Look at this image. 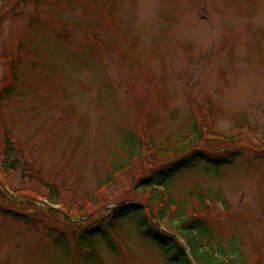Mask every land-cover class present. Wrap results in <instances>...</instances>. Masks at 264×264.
I'll return each mask as SVG.
<instances>
[{
    "label": "rangeland",
    "instance_id": "374dc122",
    "mask_svg": "<svg viewBox=\"0 0 264 264\" xmlns=\"http://www.w3.org/2000/svg\"><path fill=\"white\" fill-rule=\"evenodd\" d=\"M199 113L240 156L217 174L181 170L169 186L219 193L225 202L205 213L213 238L264 264V0H0V264H80L75 232L141 202L138 167L102 186L122 137L183 136ZM6 136L25 177L1 165ZM119 224L117 254L99 239L97 264H166L135 223Z\"/></svg>",
    "mask_w": 264,
    "mask_h": 264
},
{
    "label": "trees",
    "instance_id": "16d2710c",
    "mask_svg": "<svg viewBox=\"0 0 264 264\" xmlns=\"http://www.w3.org/2000/svg\"><path fill=\"white\" fill-rule=\"evenodd\" d=\"M18 46L20 48V45ZM9 88L5 90L7 98L14 92L12 87ZM198 120L192 121L187 133L176 138L166 137L165 140L157 141L152 128L140 129L141 131L134 129L122 137L120 147L124 156L113 164L112 177L106 178L102 186L106 187L114 182L116 175L135 171L138 167L142 171L139 170V176L135 179L131 191L134 195H139L141 202L129 201L124 205H116L109 211L107 220H99L94 226L90 225L75 232V247L80 264L101 263L99 251L94 247L99 239L105 241L113 254H117V243L112 239L119 241L122 235L113 233V230L120 228L119 223L126 218L136 224L140 235L161 249L166 264H249L237 245L231 243L227 250L223 249L209 229L205 213L212 211L211 207L217 200L225 202L219 193L192 187L180 195L173 192L169 186L168 178L177 176L181 170L202 166L206 172L217 174L223 166L231 167L240 156V149L231 134L211 131L200 113ZM3 143V168L8 171L20 170L22 176H27L24 174L26 164L19 163V157L14 152V145L9 137L6 136ZM145 162L147 166L144 167ZM42 184L48 190L51 188L44 182ZM48 202L57 203L51 198ZM6 212L13 218L20 219L19 213L11 210ZM144 212H152L157 222L169 227L177 239L158 229L150 220L148 222ZM178 238L186 242L192 259L183 250ZM56 244L64 250L66 256L69 255L70 250L64 237L58 236ZM255 264H259V261Z\"/></svg>",
    "mask_w": 264,
    "mask_h": 264
},
{
    "label": "water",
    "instance_id": "95a60500",
    "mask_svg": "<svg viewBox=\"0 0 264 264\" xmlns=\"http://www.w3.org/2000/svg\"><path fill=\"white\" fill-rule=\"evenodd\" d=\"M125 203H122V205H124Z\"/></svg>",
    "mask_w": 264,
    "mask_h": 264
}]
</instances>
